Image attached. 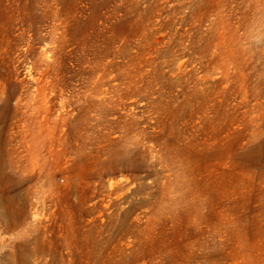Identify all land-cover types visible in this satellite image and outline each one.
Listing matches in <instances>:
<instances>
[{
  "label": "rangeland",
  "instance_id": "rangeland-1",
  "mask_svg": "<svg viewBox=\"0 0 264 264\" xmlns=\"http://www.w3.org/2000/svg\"><path fill=\"white\" fill-rule=\"evenodd\" d=\"M0 264H264V0H0Z\"/></svg>",
  "mask_w": 264,
  "mask_h": 264
}]
</instances>
